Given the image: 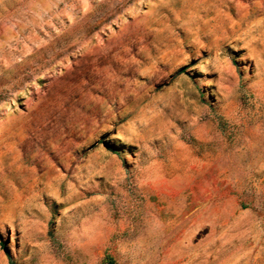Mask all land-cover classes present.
<instances>
[{
	"label": "rangeland",
	"instance_id": "374dc122",
	"mask_svg": "<svg viewBox=\"0 0 264 264\" xmlns=\"http://www.w3.org/2000/svg\"><path fill=\"white\" fill-rule=\"evenodd\" d=\"M264 264V0H0V264Z\"/></svg>",
	"mask_w": 264,
	"mask_h": 264
},
{
	"label": "trees",
	"instance_id": "16d2710c",
	"mask_svg": "<svg viewBox=\"0 0 264 264\" xmlns=\"http://www.w3.org/2000/svg\"><path fill=\"white\" fill-rule=\"evenodd\" d=\"M106 260L108 264H115L114 259L111 256H106Z\"/></svg>",
	"mask_w": 264,
	"mask_h": 264
}]
</instances>
